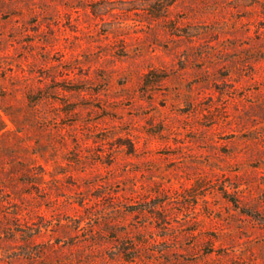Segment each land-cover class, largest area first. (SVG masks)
Wrapping results in <instances>:
<instances>
[{
  "label": "rangeland",
  "instance_id": "obj_1",
  "mask_svg": "<svg viewBox=\"0 0 264 264\" xmlns=\"http://www.w3.org/2000/svg\"><path fill=\"white\" fill-rule=\"evenodd\" d=\"M0 0V264H264V0Z\"/></svg>",
  "mask_w": 264,
  "mask_h": 264
},
{
  "label": "trees",
  "instance_id": "obj_2",
  "mask_svg": "<svg viewBox=\"0 0 264 264\" xmlns=\"http://www.w3.org/2000/svg\"><path fill=\"white\" fill-rule=\"evenodd\" d=\"M174 2V0H163L162 1V4L160 5H152L153 8H155L156 10L158 11H161L162 12V15L165 16L166 12H167V9L168 7ZM3 129V120L0 118V130Z\"/></svg>",
  "mask_w": 264,
  "mask_h": 264
}]
</instances>
